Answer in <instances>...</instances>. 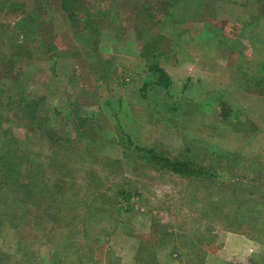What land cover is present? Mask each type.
<instances>
[{
	"label": "rangeland",
	"instance_id": "rangeland-1",
	"mask_svg": "<svg viewBox=\"0 0 264 264\" xmlns=\"http://www.w3.org/2000/svg\"><path fill=\"white\" fill-rule=\"evenodd\" d=\"M15 1L25 12L0 10V33L33 21L26 44L0 34V264H131L122 235L152 217L197 239L193 254L229 242L245 248L225 264H264V0H82L79 17L87 1L101 10L97 32L72 25L60 0ZM153 37L170 95L150 84ZM220 94L237 120L219 114ZM136 146L221 176L161 171Z\"/></svg>",
	"mask_w": 264,
	"mask_h": 264
},
{
	"label": "trees",
	"instance_id": "trees-1",
	"mask_svg": "<svg viewBox=\"0 0 264 264\" xmlns=\"http://www.w3.org/2000/svg\"><path fill=\"white\" fill-rule=\"evenodd\" d=\"M178 0H169L170 2V8H174L176 5L175 3ZM220 1V0H218ZM60 6L61 8L67 13V16L70 20V23L72 25H76L81 27L82 29L88 30L90 32H97L96 28V22H94V14L98 15V13L101 11L93 12L92 10H95V6L89 1L85 2V6L83 8L84 14L80 15L83 18L79 17L80 10H82V0H60ZM201 7V3L198 5V9L196 11L195 17L199 18V10ZM0 10H4L5 12H25V10L22 8V3L17 2L15 0H0ZM143 11H146V9L143 7ZM29 15H25L21 17L20 20L15 22L12 26H9V24H3L2 29L4 30L3 32L1 31L0 34L7 35L6 40H4L3 43H10V42H16L18 35L21 33L23 35V40L21 42H25L27 32L29 29H20L22 27L29 28L30 21H33L32 17H29ZM166 17H169V20L172 21L174 20L178 24L182 23L180 18L176 16L174 10L171 12L165 13ZM36 21V20H35ZM34 21V22H35ZM20 25V26H19ZM1 28V27H0ZM24 31V32H22ZM157 37H153L151 41L145 42L144 45V50L143 52L150 55L152 60L147 64V67L149 71L153 74V80L150 82L151 85L157 86L165 90L169 95L170 91L172 88V80L168 73L165 71L163 67H161L157 61V47L154 46ZM159 48V47H158ZM149 87V84L145 83L143 85L144 90H146ZM144 95V94H143ZM20 100L23 101L24 107L28 110L27 114L32 120H37L41 121L42 118L39 116L37 119L35 114L37 111L36 108V103L34 100H27L25 96L23 95L20 97ZM173 101L171 100V103ZM216 106L218 108L219 114L222 116L223 119H238V116L240 115V110L233 107L232 105L228 104L224 99H222L221 94L218 95V99L216 98L215 100ZM39 121V122H40ZM45 130L48 132L49 127L48 126H43ZM32 129V128H31ZM4 141H7L4 140ZM101 141V139H97L96 142ZM4 143V142H2ZM136 150L141 152V156L147 161L150 162L153 167L156 169H159L161 171H168L172 172L178 175H181L185 178H214V177H220L221 172H215L212 169L206 167L204 164L197 160L193 159H187V158H177V157H172L167 154H164L156 149L153 148H140V147H135ZM226 154L223 155H218L221 159L227 158V161L225 163H228V157H225ZM20 163V162H19ZM16 167V164H12V166L9 169H14ZM129 195L125 194L124 198L127 202L129 199ZM127 206V205H126ZM126 206L124 208H126ZM119 207L123 208L122 204L119 205Z\"/></svg>",
	"mask_w": 264,
	"mask_h": 264
},
{
	"label": "crops",
	"instance_id": "crops-1",
	"mask_svg": "<svg viewBox=\"0 0 264 264\" xmlns=\"http://www.w3.org/2000/svg\"><path fill=\"white\" fill-rule=\"evenodd\" d=\"M132 219L133 218H129L130 223L128 222V219H126V223L132 225ZM156 222H159L157 221V218H150L148 232H134L122 235L126 238L125 241L127 242V247L125 246L122 251L121 249H118L120 256L132 260L131 264H189L188 258L191 256L195 258L202 257L203 264H225L221 257H233L235 254H239L243 247L245 248V246L239 245L237 251L231 250V243L228 242L227 244L223 243L221 248H218L215 251L209 249L211 247H209L208 244H205V251H203V253L199 254L195 252L193 254L192 249L195 246L193 242L197 241V239L184 235L178 240L176 238L178 235H168L165 233V223L161 222H159L158 225L162 228H159L158 226L153 230L154 232H151L153 225H156ZM236 235L240 236L241 234L236 233ZM239 236H237V238H239ZM239 239L244 243L247 241L245 237ZM249 249L252 250V248ZM237 263V261L227 262V264ZM249 263L253 264V262H248L247 264Z\"/></svg>",
	"mask_w": 264,
	"mask_h": 264
},
{
	"label": "built area",
	"instance_id": "built-area-1",
	"mask_svg": "<svg viewBox=\"0 0 264 264\" xmlns=\"http://www.w3.org/2000/svg\"><path fill=\"white\" fill-rule=\"evenodd\" d=\"M122 206H123V207L126 206V201L123 200V202H122Z\"/></svg>",
	"mask_w": 264,
	"mask_h": 264
}]
</instances>
